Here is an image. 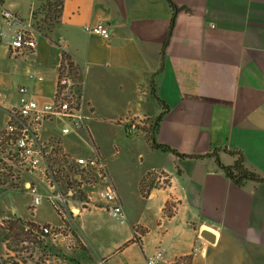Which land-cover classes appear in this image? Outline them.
I'll list each match as a JSON object with an SVG mask.
<instances>
[{"label":"crops","instance_id":"1","mask_svg":"<svg viewBox=\"0 0 264 264\" xmlns=\"http://www.w3.org/2000/svg\"><path fill=\"white\" fill-rule=\"evenodd\" d=\"M0 4L23 20L40 8L39 0ZM60 9L50 33L34 35L35 48L14 51L0 41V132L19 107L20 86L41 104L56 100L67 52L81 74L89 121L115 139L128 135L126 121L145 126L139 132L150 168L136 186L127 175L121 181L135 236L130 246H142L141 264L157 252L149 249L152 239L165 251L157 264H264V0H63ZM96 23L107 25L109 38L85 30ZM59 125L40 128L50 148ZM153 138L171 150L153 148ZM99 151L107 152L101 145ZM237 152L256 179L227 175ZM25 174L27 187H38L40 173ZM100 187L84 190L87 207H72L75 216L97 202L104 207ZM14 217L6 223L22 231V218ZM204 229L214 243L201 237ZM43 235L35 242L25 234L0 239L11 251L9 241L23 237L45 254L56 239ZM68 236L86 246L78 232Z\"/></svg>","mask_w":264,"mask_h":264},{"label":"rangeland","instance_id":"2","mask_svg":"<svg viewBox=\"0 0 264 264\" xmlns=\"http://www.w3.org/2000/svg\"><path fill=\"white\" fill-rule=\"evenodd\" d=\"M31 18L35 25L37 22L41 27L42 30L38 29V31L43 35L49 34V29L56 22L53 14L52 16L36 14L35 20L34 12H32ZM44 18H49L50 25L45 24ZM133 121L137 122L138 120ZM87 124L88 131L81 130L78 135L73 132V135L68 136L65 141L61 136L66 135L62 134L61 125H59L52 135L53 139H51L50 145H53L52 148H61L64 154L74 160L81 156L95 154V150L101 155L99 145L104 146L107 152L101 157L107 165L111 182L116 183L122 201L125 202L122 178L126 175L129 176L136 186L137 177L144 175L150 168L148 158H146L148 143L139 132L145 126H138V131L135 133H128V129L125 127L128 135H124L123 138L118 136L119 138L115 139L112 135L105 133L97 123L88 120ZM42 141L47 151H50L52 148L48 147L45 140L42 139ZM117 144L121 147L118 152L115 151ZM64 145L68 148L67 150L71 151L64 149ZM18 167L14 169L0 154V188H5L0 191V217L7 216V218L0 219V234H28L31 228L39 229L41 226L49 225L56 227L60 235L55 238V248L45 254L33 251L27 241H22L25 239L23 237L18 242H13L12 239L9 241L11 251L6 249L0 239V264H98L102 260L104 264H127V262L141 264L140 258H142L144 250L138 243L130 246L131 241L135 240V236L129 218V220L121 222L120 219L111 216L98 202L97 206L83 210L79 216H75L71 210L72 207H75V210L78 207H87V204L82 202L84 200L82 196L84 193L86 194L84 190L88 187L86 186L88 179L95 177L94 171L89 176L82 177L84 182L79 186H84L81 191L77 187L73 188L75 194L72 199L66 198L68 189L59 184L61 193L67 199V209L69 210H66V207L50 198L52 194L57 193V190L48 186V177L37 183L41 202L34 205L33 196L28 190L29 186L27 187L25 184L32 179L25 174L27 169L22 163L18 164ZM11 185L15 187H11ZM60 208L64 209L65 214L60 212ZM14 215L22 218V231L16 230V223H6L8 220L11 222L15 218ZM4 226L10 229H4ZM77 232L87 247L80 242H75L72 236H68L71 233L77 234ZM50 242L52 241L50 240ZM126 244H128V248L124 247ZM126 248L128 249L126 256L121 255L120 252ZM149 249L155 252L160 251L165 257L163 246L153 239L149 243Z\"/></svg>","mask_w":264,"mask_h":264},{"label":"built area","instance_id":"3","mask_svg":"<svg viewBox=\"0 0 264 264\" xmlns=\"http://www.w3.org/2000/svg\"><path fill=\"white\" fill-rule=\"evenodd\" d=\"M90 34H97L109 38L110 32L106 24L96 23L85 26ZM39 31L34 27L32 18L23 20L11 10L0 4V41L5 42L14 51H26L36 47L34 35ZM29 78L42 81L43 76L29 72ZM70 87L72 81L64 76L59 79L58 85ZM19 107L9 113L6 128L0 132V154L11 166L23 164L30 172L40 173V180L48 177V186L56 189L57 193L50 198L58 204L66 207L65 196L61 193L59 182L52 173L47 162L48 151L41 139L40 128L47 121L61 125V132L64 135L77 133L81 130L88 131L87 121L90 120L89 110L82 95H63L52 103L41 104L32 95L28 86L23 85L18 89ZM129 133L138 131V122L129 120L125 122ZM4 150V151H3ZM76 163L84 170L95 172L94 178H89L87 186L92 189L100 185L99 195L107 212L124 222L127 219L121 196L115 185L111 182L107 165L101 155L95 150V154L76 158ZM78 183H82V177L76 176ZM91 179V180H90ZM84 186V185H83ZM83 186H79L81 189ZM29 192L33 196L34 205L41 202L38 187L30 184ZM67 197L72 199L75 192L67 190ZM60 206V205H59ZM60 212L65 214L64 209ZM35 231L41 234L57 238L60 233L56 227L45 225ZM197 248V247H196ZM163 259V253L157 251L154 255L145 259L144 264H157Z\"/></svg>","mask_w":264,"mask_h":264},{"label":"trees","instance_id":"4","mask_svg":"<svg viewBox=\"0 0 264 264\" xmlns=\"http://www.w3.org/2000/svg\"><path fill=\"white\" fill-rule=\"evenodd\" d=\"M40 8L34 11V19L36 20V14H43L45 16L55 15L56 22L51 26L49 32L59 23L60 11L63 5V0H39ZM46 25H50L49 18H44L43 20ZM34 27L38 30H42L41 27L36 22ZM47 35V34H46ZM64 76L70 78L72 81V85L67 87L65 85H58V93L57 98L61 96H65L67 94L70 95H81L82 91V78L80 71L78 69V65L76 64L74 58L67 52H63L62 61L59 68V79ZM151 130H155V127L152 125L150 127ZM161 150H171L169 146L164 144H157V146L153 147ZM238 159L234 165L230 167H226V173L232 179L237 180L238 182H244L247 179H256L257 176L253 172H251L244 163V157L240 152H237ZM47 162L49 167L52 170L53 175L59 184L65 186L67 189H73L75 187L79 188L77 175L89 176L92 173V170H84L82 169L74 159H71L68 155L64 154L63 150L60 148H52L48 151L47 154ZM78 184V185H77ZM77 185V186H76ZM11 187H15L11 185ZM5 190V188H0V191ZM81 191V189L79 188ZM84 195L82 198L84 199ZM36 229L31 228L30 233H26L25 235L30 239V241L35 242L37 239L42 238L44 235L39 234L40 232L35 231ZM43 239V238H42ZM40 241V240H38ZM135 241V240H133Z\"/></svg>","mask_w":264,"mask_h":264},{"label":"water","instance_id":"5","mask_svg":"<svg viewBox=\"0 0 264 264\" xmlns=\"http://www.w3.org/2000/svg\"><path fill=\"white\" fill-rule=\"evenodd\" d=\"M153 144L157 145V142L155 141L154 138H153ZM216 155H217V153H216ZM201 237L210 243H214L216 241L215 234L212 231L207 230V229L202 230Z\"/></svg>","mask_w":264,"mask_h":264}]
</instances>
